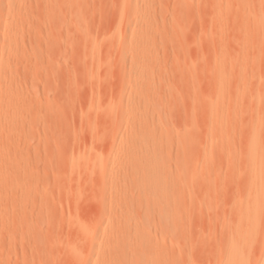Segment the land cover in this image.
<instances>
[{
	"label": "rangeland",
	"instance_id": "rangeland-1",
	"mask_svg": "<svg viewBox=\"0 0 264 264\" xmlns=\"http://www.w3.org/2000/svg\"><path fill=\"white\" fill-rule=\"evenodd\" d=\"M165 262L264 264V0H0V264Z\"/></svg>",
	"mask_w": 264,
	"mask_h": 264
},
{
	"label": "bare ground",
	"instance_id": "bare-ground-1",
	"mask_svg": "<svg viewBox=\"0 0 264 264\" xmlns=\"http://www.w3.org/2000/svg\"><path fill=\"white\" fill-rule=\"evenodd\" d=\"M163 171V170H162ZM159 185V184H158ZM178 185H180V184H178ZM165 186V185H164ZM167 186V185H166ZM158 188H160V187H158ZM167 188V187H166ZM166 188H165V190L162 188V190H161V188H160V194H162L163 196H167V195H169V194H167L166 192ZM167 189H169V187L167 188ZM173 189V188H172ZM168 191H170V190H168ZM175 191H176V189H175ZM180 191V190H179ZM154 192H155V190H154ZM172 192V191H171ZM178 192V191H177ZM188 192V191H187ZM151 193V192H150ZM156 193H157V191H156ZM175 193V192H174ZM157 194H159V192L157 193ZM156 194V195H157ZM172 194V193H171ZM155 195V194H154ZM154 195L153 196H150L151 197V200H152V197H154ZM161 195V196H162ZM175 195V194H174ZM180 195V194H179ZM148 196H149V194H148ZM160 196V195H159ZM158 195H157V198L159 197ZM186 196V195H185ZM171 197V196H170ZM146 198V197H145ZM155 198V197H154ZM165 198V206H168V205H166V203H167V200H166V197H164ZM168 198V203H169V201H171V198H173V197H171L170 198V200H169V197H167ZM177 198V197H176ZM178 198H180V197H178ZM182 198V197H181ZM159 199V198H158ZM162 199H163V197H162ZM157 200V199H156ZM159 200H157V202H158ZM177 201V200H176ZM175 201V203H173V202H171V204H176V203H178V202H176ZM152 202H153V200H152ZM152 202H150V203H152ZM160 203H161V201H159ZM180 203H181V201H180ZM158 204V203H157ZM164 204V203H163ZM182 204V203H181ZM151 205V204H150ZM152 205H154V203H152ZM170 205V204H169ZM173 205H171V208L172 207H174ZM162 207H163V205H161ZM156 207H157V205H156ZM160 207V206H159ZM170 206H168V208H169ZM164 209H167L166 207H163ZM183 208H185V207H183ZM163 209V210H164ZM170 209V208H169ZM173 209V208H172ZM174 209H175V207H174ZM182 209V208H181ZM188 209V208H187ZM147 210H149L148 208H147ZM171 210V209H170ZM165 212H167L166 210H164ZM155 212V211H154ZM182 212V211H181ZM182 216H184L183 214H182ZM164 227V226H163ZM167 228V227H166ZM165 229V228H164ZM156 236V235H155ZM154 239V238H153ZM151 240V239H150ZM154 241V240H153ZM153 244V243H152ZM157 244V243H156ZM151 245V244H150ZM151 246H153V245H151ZM147 248V247H146ZM153 249V248H152ZM150 250V249H149ZM151 251V250H150ZM152 252V251H151ZM166 254V253H165ZM150 256V255H149ZM154 256V255H153ZM155 257V256H154ZM167 257V256H166ZM147 258V257H146ZM149 258V257H148ZM153 259H155V258H153ZM140 260V259H139ZM144 260V259H143ZM151 260V259H150ZM140 262H143V261H140ZM165 263H167V262H165ZM132 264V263H131ZM134 264V263H133ZM139 264V263H138ZM141 264V263H140ZM168 264V263H167Z\"/></svg>",
	"mask_w": 264,
	"mask_h": 264
}]
</instances>
